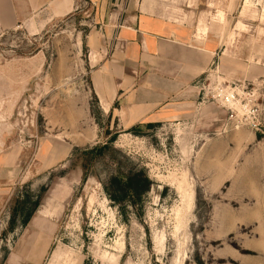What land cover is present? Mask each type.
<instances>
[{"label":"rangeland","instance_id":"rangeland-1","mask_svg":"<svg viewBox=\"0 0 264 264\" xmlns=\"http://www.w3.org/2000/svg\"><path fill=\"white\" fill-rule=\"evenodd\" d=\"M74 1L71 15L0 36V264H173L178 248L187 255L181 264H264V225L249 212L250 199H232L238 180L249 194L243 164L258 148L264 181V0H111L115 20L141 6L181 22L183 33H204L213 58L200 78L204 89L186 110L204 105L199 119L186 121L198 132L192 143L184 134L175 142L171 123L153 122L136 135L119 125L115 110L108 119L96 94L108 91L97 85L101 57L93 64L86 42L93 10ZM70 2L61 0L65 12ZM101 45L107 59L113 43ZM150 73L139 68L125 89ZM220 90L234 96L232 104L222 103ZM108 130L117 132V152L99 161L84 156ZM241 132L258 139L236 141ZM228 161L229 182L204 194L199 184L210 177L197 179L192 164ZM132 168L144 170L149 189L136 204L114 203L105 191L109 178ZM182 178L194 203L177 242ZM221 248L232 253L223 256Z\"/></svg>","mask_w":264,"mask_h":264},{"label":"crops","instance_id":"crops-1","mask_svg":"<svg viewBox=\"0 0 264 264\" xmlns=\"http://www.w3.org/2000/svg\"><path fill=\"white\" fill-rule=\"evenodd\" d=\"M86 1L93 10L95 24V29L89 32L86 40L91 51L90 58L94 64L97 60L96 55H100L101 63L97 67L103 74L100 75V79L98 78L100 84L97 85L108 86V91L101 88L96 91V94L103 98L104 113H109L113 104L117 102L118 106L114 109L119 125H129L130 128L146 122L171 123L175 142L183 134L192 140V136L198 132H195V124L193 126L186 121L199 119L200 110L204 105L200 106V102L197 104L194 102L193 113L186 110L204 89L200 78L205 76L207 66L213 58V50L208 47L204 33L189 28L183 33L181 22L151 10H143L141 6H137L127 16H120L118 13V19L115 20V15L109 9L111 0ZM69 5L71 10L65 12L61 0H0V36L19 27H26L31 31L43 28L53 20L73 14L76 11L75 1L71 0ZM109 39L113 43V48L106 59L101 44H105ZM141 67L151 71L149 77L147 74L145 81H140L133 90L125 89L126 86L133 84L134 76ZM129 72L132 74H128ZM110 78L114 80L116 89L112 88ZM233 137L236 141L238 138L241 141L257 139L255 133L245 132ZM258 152L259 148L248 156L246 164L243 162L251 174L249 194H245V190L242 191L244 185L238 180L236 187L239 192L232 199L237 201L246 197L250 199L252 205L248 207L249 212L253 214V218L258 216L259 223L256 224L263 226L264 181L262 171L259 169L263 164V158ZM229 163L230 161L224 165H215V168L208 164H192L191 173L197 179L205 178L206 175L210 177L199 184L204 194L212 195L220 185L229 182L231 179L228 176ZM245 168L240 167L239 174H242ZM240 207L241 205L239 209ZM240 214L244 215V212ZM223 222L225 221H222L219 230L222 229ZM224 228L226 230V225ZM219 252L223 256L232 253L226 248H221ZM235 257L245 258L238 253Z\"/></svg>","mask_w":264,"mask_h":264},{"label":"trees","instance_id":"trees-1","mask_svg":"<svg viewBox=\"0 0 264 264\" xmlns=\"http://www.w3.org/2000/svg\"><path fill=\"white\" fill-rule=\"evenodd\" d=\"M118 106L117 102L113 104V107L110 109L108 114V119H110L114 113V108ZM155 126L153 122H146L141 124H136L128 128L127 130L133 134L139 135L141 134L143 129H151ZM116 134L106 132L107 140L101 144H97L90 148H85L83 151L84 156L92 155V160H100L107 154H112L117 152V150L113 147V143L116 140ZM258 139V136H257ZM95 162V161H94ZM84 173H86L84 171ZM151 184V180L145 174L143 169L132 168L125 175H115L111 176L108 180V183L105 187V191L107 196L117 204L125 203L128 201L129 204H136L143 193H145ZM19 204H21L19 202ZM37 205V202L36 204ZM31 216V215H30ZM29 216V217H30ZM30 219V218H29ZM26 220V223L29 221Z\"/></svg>","mask_w":264,"mask_h":264},{"label":"bare ground","instance_id":"bare-ground-1","mask_svg":"<svg viewBox=\"0 0 264 264\" xmlns=\"http://www.w3.org/2000/svg\"><path fill=\"white\" fill-rule=\"evenodd\" d=\"M176 184H177V186L179 188L181 187V188L184 189V190L181 191V194L179 195L180 196L181 205L176 210V213H175L176 214V223L174 225V232H173L174 233L173 236L176 238V241L180 242V241H178V239H179L178 234L182 233L183 228L187 224L188 214L193 209L194 194H193V191H192L191 188L188 189V190L184 188L186 183L184 182L183 178L182 179H177L176 180ZM225 225H226V222H223L222 229L220 230L221 232H223L225 230V228H224ZM179 246H180V243H179L178 247ZM186 256H187L186 252L183 249L181 250L180 248H178L176 250V252H175L173 264H181L183 259L186 258Z\"/></svg>","mask_w":264,"mask_h":264},{"label":"built area","instance_id":"built-area-1","mask_svg":"<svg viewBox=\"0 0 264 264\" xmlns=\"http://www.w3.org/2000/svg\"><path fill=\"white\" fill-rule=\"evenodd\" d=\"M223 91H219L217 92L218 97H221L222 103L226 104V105H230L233 103L234 100V96L232 94H227L225 97H222Z\"/></svg>","mask_w":264,"mask_h":264}]
</instances>
